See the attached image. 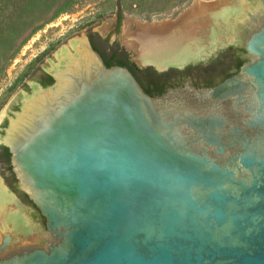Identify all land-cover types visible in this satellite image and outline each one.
<instances>
[{
    "label": "water",
    "instance_id": "1",
    "mask_svg": "<svg viewBox=\"0 0 264 264\" xmlns=\"http://www.w3.org/2000/svg\"><path fill=\"white\" fill-rule=\"evenodd\" d=\"M117 21L66 43L43 65L55 82L32 81L0 114V144L47 229L21 233L0 181V264H264V0ZM89 31L139 67L207 64L231 43L250 59L241 77L158 98L107 66Z\"/></svg>",
    "mask_w": 264,
    "mask_h": 264
},
{
    "label": "rangeland",
    "instance_id": "2",
    "mask_svg": "<svg viewBox=\"0 0 264 264\" xmlns=\"http://www.w3.org/2000/svg\"><path fill=\"white\" fill-rule=\"evenodd\" d=\"M215 0H191L177 11L166 17H153L147 20L143 13L133 11L129 7L130 0L117 4L116 0H78L70 11H66L47 22V19L60 9L65 0H0V97L11 87L13 82L27 70L31 61L41 55L49 47L58 44L52 55L41 65L43 66L66 43L91 29L102 21L118 18L121 11L124 19L143 23H157L177 20L196 5L212 3ZM34 32L13 59L8 61L5 70L1 64L17 47L19 42L35 27ZM21 89H16L8 97L0 114Z\"/></svg>",
    "mask_w": 264,
    "mask_h": 264
},
{
    "label": "flooded vegetation",
    "instance_id": "3",
    "mask_svg": "<svg viewBox=\"0 0 264 264\" xmlns=\"http://www.w3.org/2000/svg\"><path fill=\"white\" fill-rule=\"evenodd\" d=\"M241 33L242 32H240V34ZM91 34L94 36H96V34L91 31L87 33L89 41L93 46V41L95 40L94 36L91 37ZM100 38L108 40L109 44L114 43L110 41L109 37ZM52 52L45 54L44 56H42V54L38 55L31 61L28 66L29 72L26 77L23 78L18 89L26 88L27 90L29 89L28 91H31L32 88L30 83L32 81L37 82L44 87L55 82L54 76L50 71L46 70V68L41 65L52 55ZM219 53L218 59L211 62L209 61L207 64H204L205 61L199 60L183 67H170L163 70H160L153 65L143 66L141 68H144L145 71L147 70L145 77H141L140 81L137 80L147 93L151 96L160 98L174 90H182L187 87L206 90L219 85L228 78L241 77V65L250 59L243 44L231 43L226 50H220ZM129 58L130 61H133L131 55ZM0 173L3 175L0 178L1 184L10 195L13 196L19 209L18 217L15 218L12 217L11 214L9 215L12 222L16 223L15 221L17 219H21L24 225L21 224L20 220V223L16 225L21 230L25 227V230H22L21 233L24 232L26 235L30 234V231H32V224L36 222H39L42 229L47 231L46 219L34 202L30 200L27 193L21 188L20 182L13 168L10 149L4 144H0ZM23 208L27 209L26 214L23 212ZM14 219L16 220L14 221ZM46 242H40L35 245L42 246L45 245Z\"/></svg>",
    "mask_w": 264,
    "mask_h": 264
},
{
    "label": "trees",
    "instance_id": "4",
    "mask_svg": "<svg viewBox=\"0 0 264 264\" xmlns=\"http://www.w3.org/2000/svg\"><path fill=\"white\" fill-rule=\"evenodd\" d=\"M78 0H65V2L61 5L60 9L56 13H54L49 19H47V22L52 21L54 18L58 17L60 14L70 11L74 4ZM117 4L120 6V4L124 3L125 0H116ZM191 0H130L129 7L133 9V11H137L140 13H143V17L147 20L152 19L153 17L157 18H163L171 14L172 11L173 15L177 13L178 10H180L181 7L188 4ZM12 0H7L8 6H11L10 3ZM178 9V10H177ZM118 15V21L116 30L119 31L120 25L123 19V14L121 11L117 12ZM41 27L37 26L35 27L28 35H26L18 44V47L10 54L8 57H6L2 64V70L6 69V66L8 65V61L13 59L14 56L19 52L20 48L25 44V41L29 39V37L36 32ZM94 35L91 34V37ZM93 41V47L95 50H97L101 56L103 57L105 63L107 66H114V65H121V66H127L131 72L135 75V77L140 81L141 77H145V69L139 67L134 61H130V53L122 47L118 42H114L112 44L108 43V40L101 39L99 36H94ZM58 44H54L51 47H49L46 51L42 53V56L45 54H48L56 49ZM29 72V68L22 73L11 85L10 88L0 97V107L4 105L8 97L12 94V92L20 87L21 82L23 81V78L26 77L27 73Z\"/></svg>",
    "mask_w": 264,
    "mask_h": 264
}]
</instances>
